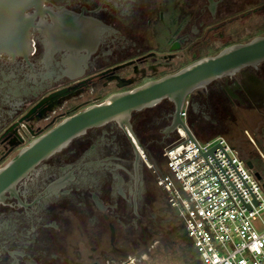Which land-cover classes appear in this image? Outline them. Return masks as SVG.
<instances>
[{
    "label": "flooded vegetation",
    "instance_id": "flooded-vegetation-1",
    "mask_svg": "<svg viewBox=\"0 0 264 264\" xmlns=\"http://www.w3.org/2000/svg\"><path fill=\"white\" fill-rule=\"evenodd\" d=\"M45 5L29 48L0 54V264H131L152 240L178 231L170 228L176 212L158 181L165 143L174 135L164 133L174 112L170 100L135 111L131 128L109 121L27 170L4 169L67 116L210 55L212 40L228 38L224 47L251 40L237 35L243 21L249 32L250 20L264 17V0ZM189 99L196 133L234 129L248 113L264 119V60ZM259 130L264 136V126Z\"/></svg>",
    "mask_w": 264,
    "mask_h": 264
},
{
    "label": "built area",
    "instance_id": "built-area-1",
    "mask_svg": "<svg viewBox=\"0 0 264 264\" xmlns=\"http://www.w3.org/2000/svg\"><path fill=\"white\" fill-rule=\"evenodd\" d=\"M189 107L188 97L181 117L191 128ZM191 130L203 152L221 142L259 200L256 206L252 200L254 197L223 149H216L214 154L245 201L252 205L253 208L248 209L213 154H209L207 160L185 127L178 125L174 140L163 152L167 168L163 169L158 181L166 193L168 203L182 220L193 242L199 263L264 264V231H260L254 223L264 208L262 181L255 175V170L249 167L248 160L242 157L226 137L216 135L202 141L192 128ZM142 154L147 159L145 150H142ZM149 163L151 166L155 165L152 161Z\"/></svg>",
    "mask_w": 264,
    "mask_h": 264
},
{
    "label": "water",
    "instance_id": "water-1",
    "mask_svg": "<svg viewBox=\"0 0 264 264\" xmlns=\"http://www.w3.org/2000/svg\"><path fill=\"white\" fill-rule=\"evenodd\" d=\"M45 1L46 0H0V54L6 53L16 56L23 54L29 48L31 42V28L34 26L35 17L39 15L43 17L45 15V11H49L48 7L45 5ZM32 8L35 9L34 12L30 11ZM66 42L69 41L66 40ZM263 60L264 35H259L252 37L251 40L247 42H239L228 45L217 54L199 58L173 73L166 74L157 79L149 80L129 90L115 92L105 98L102 102L89 105L81 111L67 116L56 126L34 139L31 145L24 148L20 154L4 169V171L15 170L16 168L21 169L24 166H26V170L33 167L35 163L60 150L74 137L84 133L91 127L99 126L115 120L123 124L126 123L131 128V118L135 111L155 106L166 99L170 100L174 104V112L171 115L172 122L165 128L164 133L169 135L170 133L176 131L179 124H182L190 138L195 141L191 130L192 125L190 128L183 122L181 117V111L187 98L195 90L207 87L214 80L231 75L244 67L258 64ZM195 143L196 146L199 147L196 141ZM219 147L223 149L224 153L251 192L254 197L252 200L257 206L259 204V200L221 142L217 143L206 152H203L200 147L199 149L206 159L209 154H213L214 158L236 189L246 207L248 209H252L253 207L250 202L245 201L239 189L214 154L216 149ZM208 163L210 164L209 161ZM247 163L251 169L255 170V175L262 181L264 188L263 175L255 169V164L252 160L249 159ZM213 171L216 173L214 168ZM224 188H226L225 185ZM229 197L232 196L230 195Z\"/></svg>",
    "mask_w": 264,
    "mask_h": 264
},
{
    "label": "rangeland",
    "instance_id": "rangeland-1",
    "mask_svg": "<svg viewBox=\"0 0 264 264\" xmlns=\"http://www.w3.org/2000/svg\"><path fill=\"white\" fill-rule=\"evenodd\" d=\"M248 24L251 26V29L249 32H246L247 30L244 27L247 26V22L245 23V21H243V29L241 34L237 35V40H248L255 36L264 35V17L250 20ZM227 41L229 42L228 38H226L225 41L218 39L216 41L212 40L213 44L211 45V51L207 53H210V55L217 54L223 49ZM199 55L201 56L202 52H199ZM262 126H264V119L260 118V115L254 112L246 114L239 127L225 131L212 130L209 132H199L197 135L202 141L216 135H222L239 150L243 158H246L247 154L253 152L259 156L261 160H264V150L257 142L259 129ZM174 138L175 135L165 143V149L172 143ZM162 168L164 170L167 168L165 162L162 164ZM254 223L260 231H264V208L260 215L254 220ZM172 227H176L178 231L173 233L170 230V232L164 234L159 239L152 240V243L147 249V253H144L139 259H135V262L131 264H187L182 250L180 249L182 239L181 234H179L182 232L187 233V231L177 213H175L174 222L170 228ZM126 264L128 263L126 262Z\"/></svg>",
    "mask_w": 264,
    "mask_h": 264
},
{
    "label": "trees",
    "instance_id": "trees-1",
    "mask_svg": "<svg viewBox=\"0 0 264 264\" xmlns=\"http://www.w3.org/2000/svg\"><path fill=\"white\" fill-rule=\"evenodd\" d=\"M199 56H200L199 52H197L196 57H199ZM194 132L196 133L195 130H194ZM257 142L261 146V148L264 150V136H261V135L258 136ZM162 152H163V150L161 149L160 154L155 155V160L159 163L162 161ZM246 159L249 160L250 158L246 157ZM250 160H252L254 162L255 169L257 171H259L264 177V160H261V159H259L258 161H255L254 159H250ZM179 234H181V239H182V244L180 246V249L182 250V253L184 255L185 262L187 264H200L198 261L197 253H196V250L193 246V242H192L191 238L187 235L186 232H182Z\"/></svg>",
    "mask_w": 264,
    "mask_h": 264
},
{
    "label": "bare ground",
    "instance_id": "bare-ground-1",
    "mask_svg": "<svg viewBox=\"0 0 264 264\" xmlns=\"http://www.w3.org/2000/svg\"><path fill=\"white\" fill-rule=\"evenodd\" d=\"M126 84H129V83H126Z\"/></svg>",
    "mask_w": 264,
    "mask_h": 264
}]
</instances>
